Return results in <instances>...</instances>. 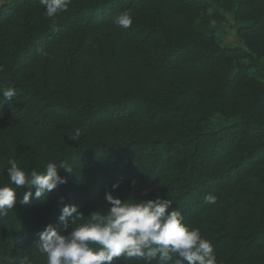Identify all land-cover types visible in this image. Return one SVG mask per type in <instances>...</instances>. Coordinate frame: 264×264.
I'll use <instances>...</instances> for the list:
<instances>
[{
    "label": "trees",
    "instance_id": "obj_1",
    "mask_svg": "<svg viewBox=\"0 0 264 264\" xmlns=\"http://www.w3.org/2000/svg\"><path fill=\"white\" fill-rule=\"evenodd\" d=\"M213 1L235 16L243 47L216 43L219 17L204 0H72L53 19L39 0L0 4V87L16 89L0 98V186L10 159L28 171L57 160L73 169L60 171L67 183L47 199L22 204L28 189H17L15 208L0 216V264H46L39 233L48 224L71 231L59 221L61 197L88 215L108 207L117 182L124 198H170L212 241L218 264H264V0ZM124 11L128 29L113 22ZM202 72L199 87L184 81ZM230 113L229 125L214 126L213 116ZM131 122L146 128L132 132Z\"/></svg>",
    "mask_w": 264,
    "mask_h": 264
},
{
    "label": "clouds",
    "instance_id": "obj_2",
    "mask_svg": "<svg viewBox=\"0 0 264 264\" xmlns=\"http://www.w3.org/2000/svg\"><path fill=\"white\" fill-rule=\"evenodd\" d=\"M44 16L53 19L68 11L72 0H39ZM114 24L128 29L133 24L130 11L119 13ZM16 95L14 86L0 87L2 101H11ZM0 101V102H2ZM81 132L77 129L69 139L77 141ZM61 161V160H57ZM47 162L42 172L21 167L16 159L8 161V182L0 186V216H4L17 203V189L27 188L20 203L28 204L33 197L47 199L58 186L67 183L60 171L71 173L72 167ZM135 182L133 181V184ZM15 186V187H14ZM119 182L105 193L106 209H98L85 215L78 205L59 203V221L71 231L62 234L53 224L39 233L35 247L46 257V264H113L116 258H140L151 264H218L211 240L202 235L201 229L187 224L184 214L173 208V201L156 195L154 199H139L116 195ZM34 189V191H33ZM145 189L143 194L147 195ZM216 196H204L206 203H215ZM21 264H33L27 256Z\"/></svg>",
    "mask_w": 264,
    "mask_h": 264
},
{
    "label": "rangeland",
    "instance_id": "obj_3",
    "mask_svg": "<svg viewBox=\"0 0 264 264\" xmlns=\"http://www.w3.org/2000/svg\"><path fill=\"white\" fill-rule=\"evenodd\" d=\"M8 0H0V4H3L5 2H7ZM207 1L210 5V15H218V19L213 20L212 24H213V28L215 30L216 33V37H215V41L216 43L221 47V48H240L243 47L244 45V40L243 38L239 35L238 32V24L235 21V16L231 15V14H226L224 13L221 8L213 1V0H204ZM207 72V71H206ZM206 73H201V74H194V73H189V74H185V76L188 79H184V81L186 82V84H188V86L190 88H196L199 87V85L203 82L206 81ZM187 105H189L193 110L189 111L190 115L195 114V112H197V108H195L192 103L188 102ZM228 109L229 107L231 108V113L236 112V104L232 101H229L228 105H227ZM229 116H224V115H215L212 117V122L214 123V126H220V125H229L234 116L233 114H231ZM146 127L144 126H136L134 124V122L130 123V126L128 127V129L130 131L132 130H137V129H145ZM135 132V131H132ZM228 208L225 207L224 209H222V211H218V213L216 215H219V212L222 214L224 211H227ZM224 221L223 225H227L230 226V228L234 227V219L232 218H228L226 216H224ZM235 229H237V226L235 227Z\"/></svg>",
    "mask_w": 264,
    "mask_h": 264
}]
</instances>
